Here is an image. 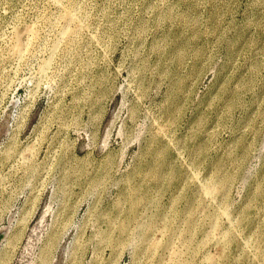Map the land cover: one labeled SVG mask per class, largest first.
I'll list each match as a JSON object with an SVG mask.
<instances>
[{"label":"rangeland","instance_id":"374dc122","mask_svg":"<svg viewBox=\"0 0 264 264\" xmlns=\"http://www.w3.org/2000/svg\"><path fill=\"white\" fill-rule=\"evenodd\" d=\"M0 232V264H264V0H0Z\"/></svg>","mask_w":264,"mask_h":264},{"label":"bare ground","instance_id":"6f19581e","mask_svg":"<svg viewBox=\"0 0 264 264\" xmlns=\"http://www.w3.org/2000/svg\"><path fill=\"white\" fill-rule=\"evenodd\" d=\"M66 16H67V14H65ZM69 31V30H68ZM3 233V232H2ZM6 233V230H4V234ZM3 239H4V235H3V237H2V239H1V241H0V248H1V246H2V244H3Z\"/></svg>","mask_w":264,"mask_h":264},{"label":"water","instance_id":"95a60500","mask_svg":"<svg viewBox=\"0 0 264 264\" xmlns=\"http://www.w3.org/2000/svg\"><path fill=\"white\" fill-rule=\"evenodd\" d=\"M2 237H3V233L0 232V241H1Z\"/></svg>","mask_w":264,"mask_h":264}]
</instances>
